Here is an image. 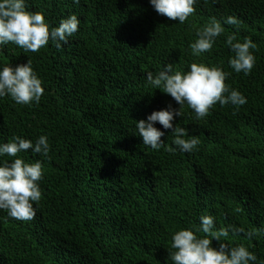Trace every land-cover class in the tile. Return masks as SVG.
Instances as JSON below:
<instances>
[{
	"label": "trees",
	"instance_id": "16d2710c",
	"mask_svg": "<svg viewBox=\"0 0 264 264\" xmlns=\"http://www.w3.org/2000/svg\"><path fill=\"white\" fill-rule=\"evenodd\" d=\"M25 3L52 27L70 14L80 24L60 48L52 41L36 52L0 45V65L31 60L44 88L39 103L0 98V142L16 134L35 144L47 135L50 145L47 157L31 149L17 154L42 162V197L32 220L0 210V264H173L171 233L197 226L201 214L212 215L217 230H264V0H197L184 23L158 14L149 0ZM229 15L240 24L224 23ZM212 17L225 31L210 52L194 56L195 29ZM231 32L258 46L248 75L228 65ZM193 61L231 73L225 83L247 103L217 102L201 119L184 105L172 123L199 138L196 149L166 150L175 148L174 135L156 122L166 147L153 150L136 135V121L179 106L146 73L169 63L186 71ZM220 239L264 261V231L248 239L230 230Z\"/></svg>",
	"mask_w": 264,
	"mask_h": 264
},
{
	"label": "clouds",
	"instance_id": "9594fccd",
	"mask_svg": "<svg viewBox=\"0 0 264 264\" xmlns=\"http://www.w3.org/2000/svg\"><path fill=\"white\" fill-rule=\"evenodd\" d=\"M79 3V0H73ZM154 10L169 19L184 23L195 12L197 0H149ZM224 23L239 25L240 20L233 15L224 18ZM80 20L76 14H70L59 21L58 26H50L42 13L29 11L25 0H0V45L9 42L28 52H36L52 41L57 48L67 43L79 29ZM225 29L221 21L212 17L209 23L195 29V40L189 44L194 56L210 52L213 45ZM237 32L229 33L224 43L231 51L228 65L235 73L248 75L256 57L252 50L258 48L252 38L244 37L241 42ZM231 73L218 65L208 66L203 62L193 61L188 69L174 70L172 64H165L157 73L148 71L147 82L154 89L162 88L169 94L178 108L169 104L166 108L154 110L146 119L136 121V135L142 143L153 150L161 149L165 142L161 139L165 133L155 126L156 122L163 129H171L174 135L175 148L169 151L192 152L200 140L196 136L188 137L185 127L173 126L175 117H181L180 108L187 105L194 111L196 118L201 119L209 114V110L217 102L223 106L231 104L242 106L247 98L237 89L225 83ZM44 93L42 81L33 70L31 60L12 66L0 65V98L10 96L22 105L39 103ZM31 149L44 157L48 156L50 145L47 135H40L35 144L29 139L13 134L7 142H0V157L7 155L11 160L0 159V210H5L9 217L28 221L34 219L36 207L42 197L39 181L43 178V166L40 160L26 162L17 154ZM245 233L248 239L260 234L262 229L246 231L242 227H227L216 229L214 217L201 214L197 226L181 228L171 233V245L168 258L173 264H257V255L249 251L244 244L230 246L221 242V237H228L229 231ZM203 233L204 235H197ZM218 242V247L212 246V241ZM264 264V261L259 262Z\"/></svg>",
	"mask_w": 264,
	"mask_h": 264
}]
</instances>
